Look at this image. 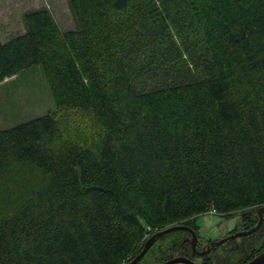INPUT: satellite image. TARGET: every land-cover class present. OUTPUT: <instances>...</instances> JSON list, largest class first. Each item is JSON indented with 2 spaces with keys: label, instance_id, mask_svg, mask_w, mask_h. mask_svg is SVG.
I'll use <instances>...</instances> for the list:
<instances>
[{
  "label": "trees",
  "instance_id": "1",
  "mask_svg": "<svg viewBox=\"0 0 264 264\" xmlns=\"http://www.w3.org/2000/svg\"><path fill=\"white\" fill-rule=\"evenodd\" d=\"M67 2L74 28L40 7L23 13L24 33L0 39V82L40 64L55 105L0 129V264H126L157 230L203 213L241 210L243 230L254 225L264 0H147L144 18L125 16L132 0ZM172 29L181 46L140 85L134 63ZM256 234L229 248L239 264L264 250V215Z\"/></svg>",
  "mask_w": 264,
  "mask_h": 264
},
{
  "label": "rangeland",
  "instance_id": "2",
  "mask_svg": "<svg viewBox=\"0 0 264 264\" xmlns=\"http://www.w3.org/2000/svg\"><path fill=\"white\" fill-rule=\"evenodd\" d=\"M132 2L133 5L127 12H125V16L127 18H144L147 0H132ZM40 7H46L49 9L61 29L68 30L75 27L67 0H0L1 41L5 42L13 36L24 33L25 26L22 20L23 13ZM178 21L187 23L185 17H179ZM171 32L172 36L170 35L166 39L158 41L160 45L159 48L151 47L150 49H146L141 58L142 61L140 63H134L137 72V80L140 85L147 86L157 81L160 77L158 72L155 71V68L158 65V60L167 53L170 55L177 53V47L181 46L180 39L176 35L174 29H172ZM149 37V40H151V38H154L155 36L150 32ZM182 39L185 44V46L181 47L183 58L188 60L189 70L194 72V67L197 66L200 57L199 42L196 36V31L188 29ZM143 42L148 43L147 41ZM186 50L190 53V58L192 59L191 62L189 61ZM179 68L184 71L186 70V66L183 64H179ZM54 106V100L40 64L25 68L16 75L7 77L0 82V129L12 127L21 122L38 117L47 111L54 109ZM242 213L243 211L238 210L228 215L203 213L202 215L195 217H198L197 223L202 227L204 238L208 237L213 240H220L232 231L235 233L244 229L241 227L242 224L240 220ZM193 219L194 216L190 218L191 221H193ZM176 224L177 223L167 225L163 229L175 226ZM258 228L248 235H251V237L256 236ZM170 233L159 237V240L157 239L153 248L145 253L136 264H156L163 258H169L170 256L168 254L173 253L176 256L178 254L177 251L171 252L166 249H159L158 246L167 242V239L170 238ZM241 236L236 237V239L234 238V240H228L224 242V244L222 243L223 245H218L213 252L215 257L219 258H214L213 262L216 263L218 259L222 262L225 257L234 253L232 256H236V258L232 260V262L237 261L236 263H240L241 259L238 255L241 254V256H243V253H241L240 250H237V252L229 251V248L235 244V241L238 244L242 240L247 239V237H243L246 235ZM165 237L166 239L162 241ZM184 247L187 251V244H185ZM129 259H131V256Z\"/></svg>",
  "mask_w": 264,
  "mask_h": 264
},
{
  "label": "flooded vegetation",
  "instance_id": "3",
  "mask_svg": "<svg viewBox=\"0 0 264 264\" xmlns=\"http://www.w3.org/2000/svg\"><path fill=\"white\" fill-rule=\"evenodd\" d=\"M263 211H262V219H263V215H264ZM244 213L245 212H243L241 214V218H240L241 224L245 223L244 221H242ZM255 213L257 214V221L255 222L254 225H250L249 229L252 228L253 226H255L256 223L258 222V219H259L258 209H255ZM190 218L183 220L182 222L177 223L176 225L183 226L184 228L171 231L174 233L169 232L170 238L167 239V242H164V243L158 245L159 249H166V250L171 251V252L177 251L178 254L176 256L173 253L168 254L170 256L169 258H166V259L163 258L161 261H158V263H156V264H161L164 261H167V260H170L173 258H177V257H184L187 260L194 262L195 264H201L205 260L206 261H209V260L213 261L214 258H219V257H215V254L213 252L218 245L214 246L209 251H207V248L209 247L210 243L215 242L217 240H213V239L208 238V237L204 238V236L202 234V227L200 224L197 223L198 217H194L193 221H191ZM249 224H251V222ZM232 233H234V231L229 233L227 236L231 235ZM165 239H166V237L164 239H162V241H164ZM156 242H157V240L154 241V243L151 245V247L148 249V251H150L153 248V246L156 244ZM185 244H187V251L185 250V247H184ZM193 245L195 247V250L193 249ZM160 251H162V250H160ZM178 264H184V263H178ZM234 264H239V263H234Z\"/></svg>",
  "mask_w": 264,
  "mask_h": 264
},
{
  "label": "water",
  "instance_id": "4",
  "mask_svg": "<svg viewBox=\"0 0 264 264\" xmlns=\"http://www.w3.org/2000/svg\"><path fill=\"white\" fill-rule=\"evenodd\" d=\"M264 210V206L258 208V216H259V219H258V222L256 223L255 226H253L252 228L248 229V230H242V231H238V232H235L227 237H224L220 240H217L215 242H212L210 243L209 247L207 248V251H209L211 248H213L214 246L216 245H220L228 240H231V239H234L236 237H239L241 235H248L250 234L252 231L256 230L259 226H260V223L262 221V211ZM184 227L183 226H178V225H175V226H170V227H167L165 229H162V230H159L155 233H153L144 243L143 245V248L141 249V251L136 254L129 262H127L126 264H136L143 256L144 254L148 251V249L151 247V245L154 243V241L164 235V234H167L171 231H174L176 229H183ZM193 249L195 250V247L193 245ZM178 263H184V264H195L194 262L192 261H189L187 260L186 258L184 257H177V258H173V259H170V260H167V261H164L162 262L161 264H178ZM243 264H264V250L261 251L260 253H258L255 257H253L251 260L243 263Z\"/></svg>",
  "mask_w": 264,
  "mask_h": 264
},
{
  "label": "built area",
  "instance_id": "5",
  "mask_svg": "<svg viewBox=\"0 0 264 264\" xmlns=\"http://www.w3.org/2000/svg\"><path fill=\"white\" fill-rule=\"evenodd\" d=\"M211 212H212V213H215V211H214V210H212Z\"/></svg>",
  "mask_w": 264,
  "mask_h": 264
}]
</instances>
